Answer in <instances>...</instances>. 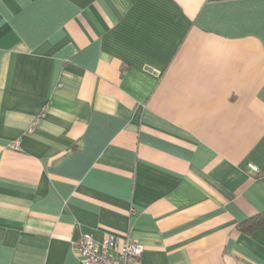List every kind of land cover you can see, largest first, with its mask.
<instances>
[{"label": "crops", "instance_id": "0c3cea01", "mask_svg": "<svg viewBox=\"0 0 264 264\" xmlns=\"http://www.w3.org/2000/svg\"><path fill=\"white\" fill-rule=\"evenodd\" d=\"M107 234L264 264V0H0V264Z\"/></svg>", "mask_w": 264, "mask_h": 264}, {"label": "built area", "instance_id": "2783aa9c", "mask_svg": "<svg viewBox=\"0 0 264 264\" xmlns=\"http://www.w3.org/2000/svg\"><path fill=\"white\" fill-rule=\"evenodd\" d=\"M12 147L16 148V144ZM248 168L252 174H259L256 166L249 165ZM70 248L77 254L81 264H137L144 250L142 245L113 234H107L100 243L90 236H83L72 242Z\"/></svg>", "mask_w": 264, "mask_h": 264}, {"label": "trees", "instance_id": "16d2710c", "mask_svg": "<svg viewBox=\"0 0 264 264\" xmlns=\"http://www.w3.org/2000/svg\"><path fill=\"white\" fill-rule=\"evenodd\" d=\"M260 219L259 218H255L253 220H250L248 221V223H244L242 226H241V230H244V231H247V232H250V230H253V229H256L258 226H260L261 224V221L258 220Z\"/></svg>", "mask_w": 264, "mask_h": 264}]
</instances>
